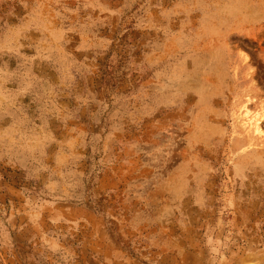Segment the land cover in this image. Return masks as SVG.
<instances>
[{"label": "rangeland", "instance_id": "obj_1", "mask_svg": "<svg viewBox=\"0 0 264 264\" xmlns=\"http://www.w3.org/2000/svg\"><path fill=\"white\" fill-rule=\"evenodd\" d=\"M0 264H264V0H0Z\"/></svg>", "mask_w": 264, "mask_h": 264}, {"label": "bare ground", "instance_id": "obj_2", "mask_svg": "<svg viewBox=\"0 0 264 264\" xmlns=\"http://www.w3.org/2000/svg\"><path fill=\"white\" fill-rule=\"evenodd\" d=\"M244 112L242 114H240L239 116H237V118L241 119V124L242 126H247L249 128H252L254 130V133H260L262 131V127H261V119L259 118L260 115H258V117H256L257 113H255L254 115L250 116L249 112L250 110L247 107H243Z\"/></svg>", "mask_w": 264, "mask_h": 264}]
</instances>
